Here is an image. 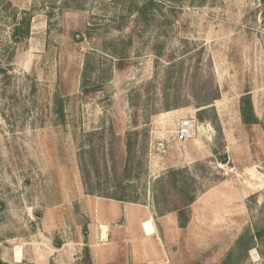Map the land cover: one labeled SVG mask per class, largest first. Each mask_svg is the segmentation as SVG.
Instances as JSON below:
<instances>
[{
    "label": "rangeland",
    "instance_id": "rangeland-1",
    "mask_svg": "<svg viewBox=\"0 0 264 264\" xmlns=\"http://www.w3.org/2000/svg\"><path fill=\"white\" fill-rule=\"evenodd\" d=\"M146 1L0 0L2 260L5 248L23 264L30 241L44 242L50 207L82 228L84 191L161 211L204 194L207 264L230 253L229 264H264V233L237 244L264 227V0H159L138 15ZM24 20L28 33L15 38ZM247 91L251 125L240 112ZM192 117L202 129L186 150H207L194 171L180 167L185 148L164 142ZM225 154L237 171L228 177ZM179 169L187 196L169 175Z\"/></svg>",
    "mask_w": 264,
    "mask_h": 264
},
{
    "label": "crops",
    "instance_id": "crops-1",
    "mask_svg": "<svg viewBox=\"0 0 264 264\" xmlns=\"http://www.w3.org/2000/svg\"><path fill=\"white\" fill-rule=\"evenodd\" d=\"M181 120L174 124L172 136H167L164 142L170 146L175 141L185 148L184 153L189 160L181 162L180 167L194 171L195 159L204 157L207 150L199 145L187 152L186 146H195L192 143H197V140L193 136L192 139L177 140L176 129ZM198 127L201 131L202 125ZM163 163L178 168L176 161L167 159ZM79 199L87 223L81 228L75 216L73 230L72 226L65 228L63 211L50 207L43 214V223H54L44 228L46 235L43 243L37 245L30 241L29 250L25 248V254H22L25 259L23 264H207L208 243L201 216L207 203L204 194H198L189 205L191 212L185 227L180 225L177 210L161 212L157 204L150 200L125 201L85 194L84 191ZM145 223L148 233L144 230ZM58 224L61 226L57 227L61 240L55 241L52 231L53 226ZM84 226L87 234H84ZM1 251L2 255L6 254L4 261H19L16 254L13 257L11 250L5 252L4 248Z\"/></svg>",
    "mask_w": 264,
    "mask_h": 264
},
{
    "label": "trees",
    "instance_id": "trees-1",
    "mask_svg": "<svg viewBox=\"0 0 264 264\" xmlns=\"http://www.w3.org/2000/svg\"><path fill=\"white\" fill-rule=\"evenodd\" d=\"M158 1L159 0H147L145 3H143L141 6L137 7V13L138 15H142L145 16V13L147 12V10H152V9H156L158 6ZM141 16V17H142ZM24 23L26 24L25 27L23 26V28L21 29L20 27H18L15 31V38L21 35H25L26 33H28L29 31V23L26 22L24 20ZM21 29V30H20ZM96 88H84V92L85 93H91L93 91H95ZM59 106H58V112L61 114V117H64V112H63V108H62V104L61 101H58ZM240 112H241V116L243 121L247 124V125H251V124H256L259 122V118L257 117V115L255 114L254 111V105L252 102V97L251 94L247 91V93H245L242 97H241V101H240ZM130 145V144H129ZM184 170H171L169 172V175L173 176V185L182 193L186 194V183L185 185H182L181 187L177 186V181H179V179L176 178L177 174L182 173ZM184 184V183H183ZM187 196V194H186ZM111 197V196H109ZM113 198V196H112ZM116 198V197H115ZM196 195L193 194L191 195L189 198L187 197V199H185V203H183L182 205H177L175 207H172V209L170 210H177L178 214H179V222L181 227H185L187 225V223L189 222V213L187 215V211L189 212V205L195 200ZM117 199L119 200H125V198L122 197H117ZM159 204H161L160 202L157 203V206L159 207L160 210V206ZM187 209V210H186ZM161 211V210H160ZM169 211V210H166ZM161 212H165V211H161ZM264 233V227L262 228H256L255 229V233L253 236H248L249 234V230L246 231V233H244L238 240H237V244L240 245L243 240L246 237H249L250 240H252V238H257V239H261V236ZM84 234H87V228H84ZM249 246H251V242H249L247 249H249ZM232 253H230L224 260L223 262H221L220 264H229L232 258ZM0 264H10L7 262H4L1 258H0ZM25 264H33V263H25Z\"/></svg>",
    "mask_w": 264,
    "mask_h": 264
},
{
    "label": "built area",
    "instance_id": "built-area-1",
    "mask_svg": "<svg viewBox=\"0 0 264 264\" xmlns=\"http://www.w3.org/2000/svg\"><path fill=\"white\" fill-rule=\"evenodd\" d=\"M198 124L195 120V118H184L181 120L178 128L176 129V135L178 140H186L191 138L198 130ZM159 145L161 146V149L164 148V143L159 142ZM222 170L224 176L228 177L234 173H236V167L230 166V162L226 164H222ZM144 230L146 233H148L146 228V223L144 224Z\"/></svg>",
    "mask_w": 264,
    "mask_h": 264
},
{
    "label": "water",
    "instance_id": "water-1",
    "mask_svg": "<svg viewBox=\"0 0 264 264\" xmlns=\"http://www.w3.org/2000/svg\"><path fill=\"white\" fill-rule=\"evenodd\" d=\"M228 161H229V157H228L227 154H225L224 157H223L222 163L226 164V163H228Z\"/></svg>",
    "mask_w": 264,
    "mask_h": 264
},
{
    "label": "bare ground",
    "instance_id": "bare-ground-1",
    "mask_svg": "<svg viewBox=\"0 0 264 264\" xmlns=\"http://www.w3.org/2000/svg\"><path fill=\"white\" fill-rule=\"evenodd\" d=\"M18 258H20V254H18Z\"/></svg>",
    "mask_w": 264,
    "mask_h": 264
}]
</instances>
